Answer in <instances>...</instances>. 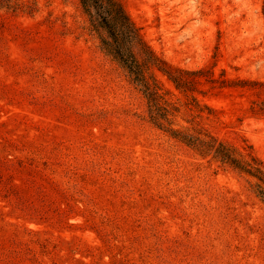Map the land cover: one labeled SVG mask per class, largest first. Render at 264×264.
<instances>
[{"label": "rangeland", "instance_id": "rangeland-1", "mask_svg": "<svg viewBox=\"0 0 264 264\" xmlns=\"http://www.w3.org/2000/svg\"><path fill=\"white\" fill-rule=\"evenodd\" d=\"M121 1L158 56L201 70L187 96L156 73L172 127L264 167V90L234 84L264 82V0ZM256 182L150 121L79 0H0V264H264Z\"/></svg>", "mask_w": 264, "mask_h": 264}, {"label": "trees", "instance_id": "trees-1", "mask_svg": "<svg viewBox=\"0 0 264 264\" xmlns=\"http://www.w3.org/2000/svg\"><path fill=\"white\" fill-rule=\"evenodd\" d=\"M88 16L91 30L98 37L100 48L122 67L131 80L139 87L146 99L150 121L158 127H166L170 134L195 148L202 155L228 164L234 169L254 177L257 195L264 201V167L251 151L243 154L236 147L217 141L213 136L200 130L177 129L172 127L170 116L178 111L166 98L168 93L157 77V72L165 75L184 94L194 90L195 80L191 76L201 70L190 71L173 67L160 56L143 38L139 27L133 21L121 0H79ZM235 85H251L264 90V82L238 80ZM187 96V94H185ZM191 98L188 109L212 111L206 104L201 105L197 98ZM250 110L264 114V99L252 102ZM167 125V126H166Z\"/></svg>", "mask_w": 264, "mask_h": 264}]
</instances>
